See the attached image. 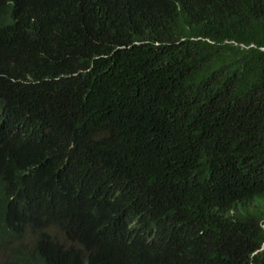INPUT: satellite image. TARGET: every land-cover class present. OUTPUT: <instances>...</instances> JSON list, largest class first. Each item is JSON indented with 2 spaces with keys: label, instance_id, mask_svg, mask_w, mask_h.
Returning <instances> with one entry per match:
<instances>
[{
  "label": "trees",
  "instance_id": "obj_1",
  "mask_svg": "<svg viewBox=\"0 0 264 264\" xmlns=\"http://www.w3.org/2000/svg\"><path fill=\"white\" fill-rule=\"evenodd\" d=\"M0 264H264V0H0Z\"/></svg>",
  "mask_w": 264,
  "mask_h": 264
}]
</instances>
